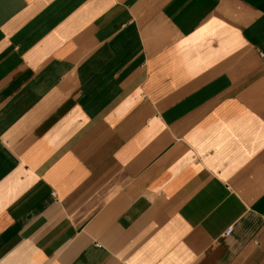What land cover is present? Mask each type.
<instances>
[{"label": "crops", "instance_id": "0c3cea01", "mask_svg": "<svg viewBox=\"0 0 264 264\" xmlns=\"http://www.w3.org/2000/svg\"><path fill=\"white\" fill-rule=\"evenodd\" d=\"M0 264H264V0H0Z\"/></svg>", "mask_w": 264, "mask_h": 264}, {"label": "built area", "instance_id": "2783aa9c", "mask_svg": "<svg viewBox=\"0 0 264 264\" xmlns=\"http://www.w3.org/2000/svg\"><path fill=\"white\" fill-rule=\"evenodd\" d=\"M230 233H231V229L227 230V231L224 233V236H228Z\"/></svg>", "mask_w": 264, "mask_h": 264}]
</instances>
